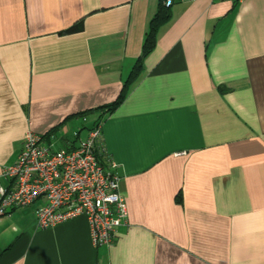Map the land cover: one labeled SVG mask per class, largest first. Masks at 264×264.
Instances as JSON below:
<instances>
[{
	"label": "crops",
	"instance_id": "1",
	"mask_svg": "<svg viewBox=\"0 0 264 264\" xmlns=\"http://www.w3.org/2000/svg\"><path fill=\"white\" fill-rule=\"evenodd\" d=\"M158 3L0 0V184L27 130L72 148L99 123L127 209L94 247L85 216L39 228L43 199L16 208L0 264H264V0L173 2L122 102L94 110L121 91Z\"/></svg>",
	"mask_w": 264,
	"mask_h": 264
},
{
	"label": "built area",
	"instance_id": "2",
	"mask_svg": "<svg viewBox=\"0 0 264 264\" xmlns=\"http://www.w3.org/2000/svg\"><path fill=\"white\" fill-rule=\"evenodd\" d=\"M100 138L98 123L75 147L55 148L27 130L16 160L1 170L9 184H0V216L43 199L34 210L39 228L85 216L92 245H110L116 228L126 224L127 209L115 164L101 163L94 151L97 144L104 151Z\"/></svg>",
	"mask_w": 264,
	"mask_h": 264
},
{
	"label": "trees",
	"instance_id": "3",
	"mask_svg": "<svg viewBox=\"0 0 264 264\" xmlns=\"http://www.w3.org/2000/svg\"><path fill=\"white\" fill-rule=\"evenodd\" d=\"M165 1L166 0H159L158 7H157L156 11L154 12V14L149 19L148 26H147V29L144 33V37H143L141 52H140L139 56L137 57V59L135 60L133 66H132V69L130 70L127 78L123 82V86H122L121 91L119 92V94L117 95V97L113 101L106 103L104 105H101V106L95 108L94 110H99V111L102 110L103 113L108 114V113L112 112L124 99L126 92L129 88V85L135 80V78L137 77V75L141 71L142 62H143L144 57L147 56V54L154 48L155 43H156L157 33H158L159 29L170 18V5L177 0H170V2L168 4ZM80 28H81V23L80 22L75 23V24L67 27L63 31H61V33L76 32V31L80 30ZM217 88H218L219 92H221V93H223L225 91V88L223 86L219 85V86H217ZM85 112H83V113H85ZM83 113H81V114H83ZM98 147H99V144H97L94 151L95 152L97 151V157L99 158L101 163L106 164V161H109V159L105 158L106 154L104 153V151L100 150Z\"/></svg>",
	"mask_w": 264,
	"mask_h": 264
}]
</instances>
